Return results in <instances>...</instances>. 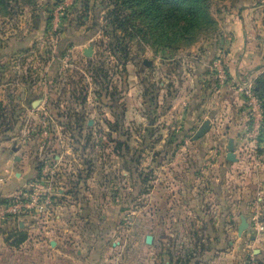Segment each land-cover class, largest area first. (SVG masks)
I'll return each mask as SVG.
<instances>
[{
  "label": "rangeland",
  "instance_id": "374dc122",
  "mask_svg": "<svg viewBox=\"0 0 264 264\" xmlns=\"http://www.w3.org/2000/svg\"><path fill=\"white\" fill-rule=\"evenodd\" d=\"M121 1L0 5V149L35 171L16 231L59 215L91 246L93 218L126 264H260L229 174L261 167L264 0Z\"/></svg>",
  "mask_w": 264,
  "mask_h": 264
},
{
  "label": "crops",
  "instance_id": "0c3cea01",
  "mask_svg": "<svg viewBox=\"0 0 264 264\" xmlns=\"http://www.w3.org/2000/svg\"><path fill=\"white\" fill-rule=\"evenodd\" d=\"M259 144L257 154L261 165L260 171H251L249 175L241 171H232V174H229L232 179H235V174L241 178L243 199L239 208L248 218L249 231L255 223L256 216L264 220V138ZM11 150L12 152H5L4 149H0V200L13 198L26 187L30 176L35 174L34 169L31 170L27 163V157L22 155L20 146L14 145ZM257 194L260 195L258 198L263 199L259 205L255 198ZM159 195L157 191L152 192L153 214L149 217L148 227L155 228L157 225L154 219L156 206L170 204L165 195L163 198ZM51 216L39 222L36 217L35 225L38 226L35 229L32 227L28 229L27 238L18 244L14 243L17 237L12 230L27 228L23 215L0 220V264H126V256L113 248L116 242L109 241V235L116 232L113 221L112 229H106V224H102L100 220L93 218L90 220V225L95 231L92 237L94 243L90 246L83 234V225L67 230L65 224L67 225L69 218L61 220L59 215L52 218ZM8 232L13 234L10 235ZM153 245H156V238ZM249 245L256 253L260 264H264V233H258L256 240L250 241ZM235 258V250L231 248L225 250L223 257H216L208 263L199 264H237Z\"/></svg>",
  "mask_w": 264,
  "mask_h": 264
},
{
  "label": "built area",
  "instance_id": "2783aa9c",
  "mask_svg": "<svg viewBox=\"0 0 264 264\" xmlns=\"http://www.w3.org/2000/svg\"><path fill=\"white\" fill-rule=\"evenodd\" d=\"M25 194L20 193L7 202L0 203V220L9 219L19 215L26 208ZM255 224L259 233H264V220L260 216L255 217Z\"/></svg>",
  "mask_w": 264,
  "mask_h": 264
},
{
  "label": "trees",
  "instance_id": "16d2710c",
  "mask_svg": "<svg viewBox=\"0 0 264 264\" xmlns=\"http://www.w3.org/2000/svg\"><path fill=\"white\" fill-rule=\"evenodd\" d=\"M12 1H18V0H0V5H1L2 7H5V6L8 7V6H10V3H11ZM147 1H149V0H147ZM162 1H164V0H162ZM194 1H195V0H194ZM196 1L202 3L203 5H206V3H207V0H196ZM122 2L128 4V0H123V1H121V3H122ZM165 3H166V4L171 3V0H165ZM146 5H147V2H146ZM160 6H162L163 8L167 7V6H165L164 4H163V5H160ZM129 17H130V15H124L125 20H128ZM123 21H124L123 19L120 20L121 23H123ZM8 200H10V199H8ZM8 200H6V199H4V200H0V203L7 202ZM12 234H13V233H10V235H12ZM15 234L18 236V237H17V240L14 242V243H16V244L22 242V241L25 240V239L27 238V236H28L27 233L24 232V231H16Z\"/></svg>",
  "mask_w": 264,
  "mask_h": 264
},
{
  "label": "water",
  "instance_id": "95a60500",
  "mask_svg": "<svg viewBox=\"0 0 264 264\" xmlns=\"http://www.w3.org/2000/svg\"><path fill=\"white\" fill-rule=\"evenodd\" d=\"M87 55H90V51H88L87 52ZM248 226V222H247V220L245 219V218H243V220H242V223L240 224V231H243L244 230V228H246ZM148 240L150 241V240H152V237H148Z\"/></svg>",
  "mask_w": 264,
  "mask_h": 264
}]
</instances>
